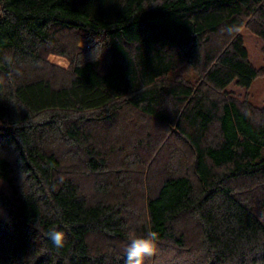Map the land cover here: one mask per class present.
<instances>
[{"label":"trees","instance_id":"1","mask_svg":"<svg viewBox=\"0 0 264 264\" xmlns=\"http://www.w3.org/2000/svg\"><path fill=\"white\" fill-rule=\"evenodd\" d=\"M244 26L264 39V0H0V264H125L149 233L264 264V106L226 91L261 72Z\"/></svg>","mask_w":264,"mask_h":264},{"label":"rangeland","instance_id":"2","mask_svg":"<svg viewBox=\"0 0 264 264\" xmlns=\"http://www.w3.org/2000/svg\"><path fill=\"white\" fill-rule=\"evenodd\" d=\"M241 33L249 51L250 61L256 68L260 69L261 72L251 86L243 87L238 86L236 83H232L227 87L226 91L240 102L248 101L256 108L255 110H260L264 106V39L252 32L247 26L241 29ZM49 60L65 68L68 67L67 59L62 56L51 55ZM171 77L193 81L196 79L197 74L191 66L184 65L174 71ZM133 115L136 120L141 121L140 116L136 113H133ZM151 125H154L153 128L158 130L159 126L157 124L154 123ZM136 195L139 196V194ZM139 200L140 199L137 198L136 201L139 202ZM192 238H195V235ZM199 258L200 256L196 253L195 256H192V253L188 256L187 253H183L173 247H156L155 253L147 258L146 264H201Z\"/></svg>","mask_w":264,"mask_h":264},{"label":"clouds","instance_id":"3","mask_svg":"<svg viewBox=\"0 0 264 264\" xmlns=\"http://www.w3.org/2000/svg\"><path fill=\"white\" fill-rule=\"evenodd\" d=\"M48 239L55 249H61L65 246L66 234L62 230H52ZM156 241L155 233L132 238L125 248V264H146L147 258L156 251Z\"/></svg>","mask_w":264,"mask_h":264}]
</instances>
